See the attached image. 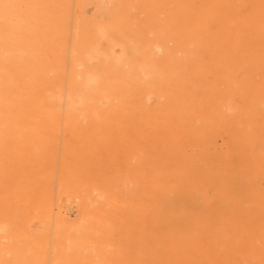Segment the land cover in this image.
<instances>
[{
    "label": "rangeland",
    "instance_id": "1",
    "mask_svg": "<svg viewBox=\"0 0 264 264\" xmlns=\"http://www.w3.org/2000/svg\"><path fill=\"white\" fill-rule=\"evenodd\" d=\"M70 1L73 3L70 2L71 4V5L69 4L70 10L68 11L69 12L72 11L71 13L73 14L70 15V13L68 12L69 16L67 15L66 22L59 26L58 28L59 31L55 35V39H53V41L51 40L49 44V46L53 50V51L50 50V52L48 53L49 55L48 57L51 58V62L53 63L52 64L53 67L51 68V70L52 69L53 70L48 75L49 76L48 79L50 80V81L48 80V83L50 84H47L48 85L47 87H49L50 85L49 87L50 90L45 85L44 86L42 85V87L38 85L39 90H40L39 92L41 93L43 91L42 95L44 96V98L47 96L45 101L47 100L49 101V102L47 101L44 103L46 107L43 106V109L45 110L48 109L47 104L49 103L50 105L49 109L50 108L53 109V112L58 117L54 125L49 126V128H47L46 130L47 133L45 134L43 133V137L47 139L49 143H51V144L48 143L50 145V148L47 145V149H44L46 151L44 154V153H39L38 151L39 149H37L36 147H35V149H37V151L35 150L36 152H34V147L32 148L27 147V148L19 149L17 146L11 144L10 142H9L10 145H8V141H7L6 144H4V148H6V150L9 151V153L7 152L6 155H10V156H5V155L4 156L7 158L8 157L10 158L8 160L6 159L5 161H4L5 157L3 156V153L6 152V150L0 151V158H1L0 165L8 173L12 174L11 178L8 177L3 180L2 179L0 180V189H1L0 198H2L0 200V207L2 205L4 206L0 208V225L6 228V236L9 237L10 239L20 237V235L21 236L24 235L23 238L26 237L25 239L34 237V240L32 241L34 244V247L36 246L35 249L39 247L38 249L40 250L37 249L35 251V249H33L34 247L32 248V246L29 245V243L27 244V242L24 243V246H26V248L28 249L27 254L29 257H35L37 260L40 261L38 264H57V263L73 264L71 261L72 259H70V255H69L71 254L70 251L77 248L81 240L83 242V239H84V245H86L85 246L86 249H88V251L89 250L91 251L92 256H94L95 254L96 255L95 257L98 258V259L93 258L91 261L87 262L88 264L90 263L91 264H105L101 262L105 261L103 259L106 257H110V255H107V253L104 254L105 252L103 251H107L108 253L111 252L110 253L111 255L114 253L113 251H115V254H116L115 256L113 255L115 257L114 260H113V256H111V260H109L110 258H106V261L109 260L106 264H205V263L206 264H264V256H263L264 254V230H263L264 229V174H262L264 173V156L259 155L261 154V146H260L261 136L256 138L259 135L257 134V130L254 129L256 128L257 125H260L261 122L264 123V111H263L264 91L262 90L264 89V79H263L264 78L263 77L264 76L263 75L264 74V66H263L264 65V60H263L264 54H262L264 53V47H263L264 46V43H263L264 42V39H263L264 38V0L263 1L235 0L236 4L240 7V20L241 21H238V23L241 25L240 29L242 31V36L245 39L244 40L245 45L244 46L242 45L241 48L238 47V49L233 50V52H231L229 47H227L226 45H222V43L217 39V35L221 33V30H222L221 25H219L217 22V19H218L217 16L220 18L222 17L220 13L221 10L215 11L214 16L217 19H214V21H209V17L202 14L206 12L208 13V11L211 10L209 7V4H211V0H199V1L198 0L197 1L195 0H171V1L165 0V2L167 1L166 4H167V8H169V11H167L168 13L167 12L161 13L163 17L161 15L157 16V14H155L156 12H159L160 10L156 6L158 3H160L161 0H157V2L155 0H118V2L116 0H112V1L109 0L111 1L109 2L111 6L113 5L112 9H111L110 4H108L107 7L104 8L103 5L98 4L94 0H78L79 2L78 4H76L77 0H70ZM81 1L83 2L84 5L81 8V12H80V7L82 6V4H80ZM237 2H240V3H237ZM248 2H251V3H248ZM257 2H260V3H257ZM244 3L246 5H244ZM190 6L193 7L192 11H191ZM91 7L92 8L95 7L97 11H94ZM179 7L182 10L178 12L176 16L173 15V12H176L177 10L180 9ZM251 7H253V9L255 10L253 11ZM257 8L260 9V11ZM72 9L74 10L75 13L73 12ZM106 10L107 12L109 11L108 13L110 17L111 16H114V17L110 18L108 14H106L107 13ZM110 10L112 11L110 12ZM113 10L116 13H113L114 12ZM79 12L81 14H79ZM192 12L194 13L193 15H192ZM257 12H261V13H257ZM101 13L103 14L104 18L100 17L102 15ZM219 13H220V16L218 15ZM184 14L185 16H183ZM70 16L71 18L69 19L68 17ZM187 16H189L188 19L186 18ZM184 17L186 19H184ZM124 20L130 23L126 24L125 26L124 24L126 22ZM259 20L260 21L263 20V22H261L262 24L260 23ZM70 21L71 23H69ZM187 21H188V24H187ZM96 23H101L103 25L106 24L108 27L110 28L112 27L115 33L121 35L122 37H124L125 40L127 39L129 43L132 44V47L134 48V52L131 56H129L126 62V64L130 67V69L126 64H125V67L123 68L124 70H127V74H125V71H123V69L117 70L118 73L117 72L116 73H111V72L105 73L104 79H103L104 83L100 87L101 88L100 90L105 95L108 94L107 96L111 100L109 104L110 106L108 105L107 107L104 108L106 115L105 116L102 115L103 117L97 120V123L95 124V126L89 127L88 121H84V120H80L83 123L82 122L81 123L78 122L75 124L69 123L70 121L72 122V120H70L69 117L65 115L66 114L65 111H66V105L68 102L67 98L69 97L74 98L76 96H79L80 94V88L77 87L78 82L74 81L72 77L70 76V74L72 75L73 73L72 64L73 62H75L74 59L76 57L79 58L84 53L83 43L87 41L89 37H92L94 30H95L94 24ZM113 23L117 26V29L119 28L118 30H116V26ZM195 24H198V25H195ZM206 24L211 29L208 26H206ZM258 24H260L261 27ZM74 25L76 26L78 25L77 28L75 26L76 30L74 29ZM200 25L201 27L204 26L203 27L204 29L202 28L203 30L199 27ZM213 25L215 28L213 27ZM256 25L257 27L258 26L259 27L257 28ZM175 26L176 28L179 27V30L176 29ZM0 27H1L0 32L5 33V35H11L12 33L15 32V30L12 29V27L2 19L0 21ZM60 27L62 28L64 27V29H61ZM91 27L93 30L90 29ZM189 27L190 28L193 27V28L190 29ZM251 27L254 29L253 31L255 32L257 30L259 31V29L262 32L259 31L260 33L259 32L253 33ZM124 28L126 31L124 30ZM78 29H79V32H78ZM208 30L211 31V33L214 32V34L212 35L211 33L209 34ZM68 31H70L71 33L69 32L70 33L69 34ZM183 31L184 33H182ZM194 31L196 33H194ZM174 32L176 34H174ZM67 33L69 37L67 36ZM159 33H163V34H159ZM246 33H249V34L247 35ZM206 34H208L209 36H207ZM64 36L67 37L66 40ZM170 36L172 37L173 40L171 39ZM253 38H255L256 40ZM62 39H64L68 43V45ZM257 40H259L260 43H258ZM70 41H73V42H70ZM172 43L175 46H173ZM65 44H66V47H65ZM256 44H259V46L258 45L256 46ZM203 45L208 46V47L211 46V47H209L210 49L205 46H204L205 48L204 47L202 48ZM215 45H218V46L215 47ZM246 45H247V50L251 48L250 49L251 52L250 50L249 51L246 50ZM70 46L71 47L73 46L75 49L77 48L76 51H79L81 47L83 48H81L82 50H80L79 53H74L71 51L73 50L75 51V49L71 48ZM190 46H192L193 49ZM63 47L66 48L65 51ZM155 47L160 48V50L163 53H160L157 56L155 55V56H151L148 58V55L152 53V50ZM254 47H257L256 49L258 53L255 52ZM3 48L4 50L10 49L5 44ZM56 48H57V51L59 50V52L54 51L56 50ZM68 48H69V51H68ZM179 48H180V51L179 50L175 51L176 49H179ZM147 49H149V51ZM181 49H183V51ZM204 49H206L207 51L205 52ZM252 49L255 53L252 51ZM192 51L193 52L195 51V52L193 53ZM218 51H221V53H218ZM226 51H230V52H226ZM242 51H244L246 55ZM246 51L249 53H247ZM80 52H83V53L80 54ZM202 52H205V53L203 54ZM213 52L214 53L216 52V53L214 54ZM222 52H225L226 54ZM183 53H186L188 55L183 54ZM228 53H231V54H228ZM51 54L54 57H56L57 55L60 56L59 58L63 62L56 63L58 56L55 59H52ZM74 54L75 55L79 54V55H76L75 57ZM193 54L195 55L193 56ZM196 54H199V56L198 55L196 56ZM229 55L230 57L234 55V57L238 60H235L232 63V61H230ZM141 57H144V58H141ZM153 57H155V59ZM199 57L203 59L201 60L199 59ZM146 59L149 61V63H147L148 61ZM7 60L8 59H6V61ZM69 60L71 62H69ZM6 61L4 60L3 65L8 69L9 63L7 62L9 60L7 62ZM202 61L204 62L202 63ZM177 63L179 64L178 66L183 67L184 65V67L179 68L176 65ZM187 63L189 65H185ZM54 64H56V66L58 64L59 65L55 67ZM61 64L63 65V67H61ZM147 65H150V66H147ZM167 65H169V67H167ZM54 67L56 69L61 67L59 69L61 70V72L58 71V69L57 71L56 69L54 70ZM133 69L135 70V72ZM144 72L147 74L146 81L147 82L150 81V82L147 83L145 81L144 82L145 90H139L136 87L137 85L136 83L133 82V80L137 81L138 83L139 80H136V79H139L140 74H143ZM56 73L57 75H60L59 78L61 79V81L60 79L57 80L58 77L57 75H55ZM60 73H62L65 77L62 76V74ZM213 73L216 75H214ZM50 74L55 75V77L51 76ZM124 75H125V78H122L124 77ZM187 75L191 77L189 76L187 77ZM221 75H224V76H221ZM259 75L261 77H259ZM219 77L221 79H219ZM246 77H247V80H246ZM223 78L225 80H223ZM51 79H53V82L51 81ZM124 79L126 81V84L124 83L125 82ZM224 81L226 83H224ZM51 82H52V86H54L53 88L51 86ZM248 82H250L251 85H247ZM107 83L108 84L110 83V84L105 85ZM192 83H194L195 86L192 85ZM229 83H230V86H229ZM118 84L119 85L121 84V86H119ZM188 84L192 86L190 85L188 86ZM205 84H208V85L206 86ZM117 85L119 87H117ZM107 86L108 87L110 86L111 88L110 87L108 88ZM112 87H113V90H112ZM229 87H231L232 89L231 91L233 95L234 96L236 95L233 98V102L229 100L230 97L226 95L228 93ZM246 87H247V90H246ZM107 88L111 92V94L116 92L114 93L115 95L114 94L111 95L110 93H108L109 91H106ZM117 88H120L119 91L117 90ZM125 88L129 90L130 92L127 91ZM172 88H174V90ZM114 89H116L117 91ZM211 90L212 91L214 90V91L211 92ZM244 90L245 92H243ZM44 91H46L48 94ZM216 91L219 92V94ZM247 91L250 92V95ZM120 93L121 94L123 93L127 96L120 95ZM181 93L185 100L182 99L181 103H179L180 105H177V104L173 105V103L172 104L169 103L163 106L165 99H168L169 96H173L174 94H181ZM211 93H213L214 96ZM116 94H119V95H116ZM221 94L224 97H222ZM53 95L55 97H52ZM10 96H9V101L10 103H13ZM57 96L59 97L57 98ZM211 96L214 97V99L218 97V99H215V101L213 100L211 101ZM241 96H244L245 98ZM83 98L87 99V104L79 107L78 110L80 112H82L85 115L86 113H90L92 112V110L97 109V107L95 108L96 103H94V100H95L94 96L92 97L84 96ZM163 98H164V101H163ZM195 98L198 101L193 102ZM118 99H121L123 103ZM156 99L158 100L159 105L157 101H155ZM130 100L131 101L134 100V102H128ZM201 100L205 103H203ZM246 100L247 102L249 101L250 104L247 103ZM113 101L115 103L118 101L119 103L117 102V104L115 105ZM229 101L235 104V105L233 104L234 107L235 106L237 107V108L236 107L233 108L234 109L233 112L235 111L236 113L237 111L239 113L238 115L240 117H238V119H237V115L235 114H232L230 118H228V116L223 117L220 115H217V116L215 115V112H216L215 109H218V107L222 108V105H223V110L221 108L219 109L221 112L224 111L225 113L226 112L225 108L227 104L229 103L231 105V102ZM58 102H60V104ZM211 102L216 106L218 104H220L221 106L218 105V107H216L212 104V108H211L212 111L208 110V107L211 105ZM223 102L225 104H223ZM251 102L253 103L257 102L260 109L251 110L252 108L251 106L253 105V103ZM129 103L130 104L133 103L131 104L132 107L131 105H129ZM154 103H157L155 104V106L157 105L155 109L152 108V107H155L153 106ZM194 103H196L197 105H195ZM88 104L90 105V107ZM160 104L162 107L160 106ZM113 105L115 107H113ZM145 105H148V106L146 107ZM200 105H202V108H205L204 109L205 111L200 107ZM118 106H119V109H118ZM158 106H160L161 108H158ZM124 107L125 109L126 108L127 109L125 110ZM128 107H129V111H127ZM142 108H145L144 111L142 110ZM134 109L136 112H134ZM170 110L171 112H169ZM111 111L113 112L116 111V112H114L113 114V112ZM158 111H160V113H158ZM177 111L179 113H177ZM195 111H197V113ZM248 111H250L249 114L247 113ZM257 111L259 112V115ZM120 112L122 113L124 112L123 116L126 115V117L125 116L123 117L122 113ZM125 112L127 113L125 114ZM167 112H169L168 113L169 115L167 114ZM164 113H166V115L162 116ZM242 113L243 115L245 114V117L244 116L241 117ZM260 113L263 115L261 118H260L261 116ZM133 114L135 117L132 116ZM131 116L133 117V121L135 120L134 122H137L140 124L143 123L144 126L142 125L143 127H141V125H137V123H134L133 121H131L130 120ZM140 116L144 117L142 118L143 120H141ZM221 117L223 120L221 119ZM125 118L128 120H126ZM253 118H255L254 120L256 121V124ZM103 119H104V122H103ZM124 119H125V122L122 121ZM162 119H164L163 121L171 120L170 121L171 123L172 122H175V123H172V126H171V123H167L168 121L161 122ZM245 119L247 122L245 121ZM129 120L131 123L129 122ZM158 120L160 121V123L158 122ZM229 120L231 121L233 125L230 122H228ZM236 120L239 122V124ZM84 122L88 124V126L85 125ZM101 122L103 123L101 124ZM126 122L128 124H126ZM157 123H159L158 125L160 126V128L162 127L164 128L160 129ZM64 124L65 125L67 124L66 125L67 127L64 126ZM146 124L147 125L150 124L148 125V128H146L147 126ZM161 124L163 126H161ZM167 124H169L170 126H168ZM234 124H237L238 126L237 125L234 126ZM78 125L81 128H77ZM243 125L245 126L244 129H246V131L245 130L243 131V128H242L244 127ZM114 126H116L117 128H115ZM236 126L239 127L240 130ZM102 127L105 129H103ZM139 127L143 128V130H141ZM180 127H182L183 129ZM101 128L103 129V132ZM113 128H114V131H113ZM213 129L217 130V132L215 131L216 132L215 134H214ZM108 130L113 131V134L112 132H108L110 133V137L108 136L109 134L107 133ZM118 130H119V133H117ZM144 130H147V131L144 133L143 132ZM161 130L164 132H161ZM229 130H231L232 132H229ZM235 130L238 132H236ZM167 132L169 134H167ZM90 133L92 134L90 135ZM226 133L228 134L227 136H230L229 138L226 136ZM253 133L257 135L255 136ZM177 135H180V136L177 137ZM102 137H103V140L105 141L107 140L106 141L107 144L105 143L103 145L102 140H100L102 139ZM118 137L119 138L121 137L122 139L120 138L121 139L120 140ZM164 137L167 140H165ZM183 138H185L186 140ZM247 138H249L250 140ZM108 140H110V142ZM155 141L158 142L157 145ZM162 142L163 144H161ZM167 142H170V143H167ZM66 144H68L69 146L71 145L72 146L69 147ZM252 144L256 145L257 147L256 146L254 147V145L252 146ZM52 145H55L56 147L55 146L53 147ZM141 146L142 147L144 146V147L140 149L139 147ZM250 146H251L250 148L251 150L249 149ZM12 147H14L15 149L17 147V151L13 149ZM51 147L54 149L49 150V149H52ZM82 147L86 149L83 150ZM244 148L245 149L248 148V151L250 150L251 152L250 153L245 152L246 150ZM254 148H257V149H254ZM28 150H30V152H27ZM67 150H69L68 156L66 155ZM70 150L71 152H73L71 153L72 155L69 154ZM81 150H83V152H81ZM141 150H144V152L142 151V154L144 153V156H141L142 158L140 157V155L142 154H140L139 156L137 154L138 152L141 153ZM154 150L156 151L154 152ZM13 151L14 153H12ZM19 151L21 152L20 156L22 159L21 160L17 158L16 159L20 163L17 161H15V163L14 162L12 163L11 161L16 156L20 158V156H18ZM54 151L57 152V156H55L56 153ZM23 152L24 154H22ZM31 152L32 154H30ZM145 152H147V155ZM246 153L247 154L249 153V156L246 155ZM1 154H2L3 159L1 157ZM52 154H55V155H52ZM135 156L137 157V160L135 159L136 158ZM256 156H258L259 158ZM48 160L50 163L47 162ZM21 161L23 163H21ZM28 161H30L29 162L31 163L30 165L28 164ZM24 162L26 163V165ZM164 162H165V165H163ZM45 163L50 167L49 169L47 166H45ZM136 164H139V165H136ZM15 166L17 167V170ZM41 167L44 169H42ZM25 168H28V169H25ZM30 168L33 170L36 169V171H38L39 173L34 172ZM150 169H152V171H150ZM51 170L53 173L51 172ZM49 171L52 174H49L50 173ZM46 174H48L50 177L49 176L47 177ZM67 175H69L70 177L68 176V178H70L74 182L78 180L79 182L78 181L77 182L79 185H82V183L86 182V183H89L88 184L89 186L86 185V183H84V185L81 186L82 189L80 190L78 188L80 186H77V185L75 186L76 182L74 183L70 179H68ZM71 176L72 177L74 176L75 180H73ZM155 177H156V181L154 179ZM191 177L192 178L194 177V179H192ZM19 179H21L20 180L21 183L19 182ZM65 181H68L66 182L69 184L68 187L65 184ZM151 181H153L154 184L153 182L151 183ZM71 182L73 183L72 184L73 186H71ZM15 183L17 184L19 183L20 184L19 188L21 187L22 190L21 189L19 191L15 190L16 186H17V189H19L18 185L17 184L15 185ZM93 183L95 185H92ZM96 183H98L97 185L99 184L101 185L97 186ZM37 184H38L39 190L38 188H36ZM105 184H107L108 187L110 185L111 187L115 185L116 188L113 187V189L114 190H116L117 188L118 189L117 191H113L111 187H110L111 189L106 188L107 186H105ZM45 185H46L47 190L51 189L50 190L51 192L48 191L50 193L46 192L47 190L45 191L43 190L44 192L41 191L43 188H45ZM152 185L154 186L157 185V187L153 188ZM47 186H51V187L47 188ZM96 186L98 188L100 187L101 189H105V190H101V189L99 190L96 188ZM101 186L102 187L104 186L105 188H102ZM151 186L152 188H149ZM5 187L6 188L8 187L9 189L7 190ZM58 187H60V191L62 190L63 187H65V189L67 188L66 192H64L65 189L63 188L64 193H59L60 191L57 190L59 189ZM25 188H26V191H25ZM71 188H73V191ZM76 188H78L79 190ZM52 189H54V191ZM23 190L25 193H23ZM78 191L80 194H78ZM16 192H19V193H16ZM33 192L38 193L36 194L37 196H33L34 198H36L35 200L37 201H35L34 198H32L31 193ZM93 192L101 196L104 195L102 197V200H100L101 201L100 205L96 198V194L95 195L92 194ZM114 192L115 193L117 192V193L115 194ZM122 192L124 193L123 195H122ZM34 193L33 195H35ZM46 193L47 195L50 194L48 196L49 197L48 199L43 198L42 196V195L47 196ZM81 193L84 196L86 194L88 195V193L90 195L88 196L86 195L88 197L87 199V197H84V196L82 197ZM66 194L68 195L66 196ZM119 194L124 196L123 197L124 199L121 197V195L117 196ZM22 195H24V197ZM249 195L250 196L252 195L254 197L250 199ZM26 197L28 198L29 202L27 201ZM104 197H106V199ZM50 198H52L53 200L52 199L50 200ZM116 199H118V201L120 202H117ZM240 199L242 202L240 201ZM47 200L48 202H50V204L59 208L58 213L63 211L61 212V217L63 221L65 220L64 221L65 223H63L64 224L63 226L65 227L66 225V227L65 228L62 227V231L63 229L66 230V228L68 230L64 232H60L61 229L54 230L52 228L50 224V218L43 215L44 208H45L44 205L45 203H48ZM59 200H60V203H59ZM103 200H105L106 202ZM4 201L6 202V205H8V202H10L12 203V206H14L13 203H15V206L9 209L8 207H12L11 204H9V206L7 207L5 206V204H3ZM90 201L93 205V208H91ZM110 203H112L111 207H109ZM113 204L117 207H114ZM18 205L20 206V208H18ZM96 205H99V207H96ZM100 206H102V208ZM32 207L36 209L38 212L36 210H33ZM117 208L120 209L119 212ZM5 209L7 211L4 214ZM18 209L20 211H18ZM94 210L95 212L98 211L97 214L94 212ZM106 211L108 213H111V215H109ZM103 215H104V218H102ZM110 218L113 220V222ZM115 219H119V220L114 221ZM168 219H171V220H168ZM34 221L37 223L39 232L30 229L31 227L30 223H35ZM73 221H74V225L76 224L77 227L82 228V229H79L76 227L77 228L76 230H78V232L76 230H73V227L71 226L73 225ZM79 221L81 224L78 223ZM90 223H91L92 228L90 227ZM107 224L109 226H107ZM93 225H94V228L97 227V229H94ZM70 226L72 227V229L70 230L72 232L75 231L76 234L72 233L69 230ZM100 227L103 229H101ZM84 229L87 231L91 229L89 232L87 231L86 232L88 234L92 233V234H89L92 236H89V235L87 236L86 235L87 233L85 232ZM82 231L85 232V234H83L84 235L83 237L87 236L86 237L87 240L86 238L80 237L78 235V233ZM35 232L36 233L38 232L37 233L38 235H36ZM57 232L62 233V235L60 236V234H58ZM93 232L95 233L93 234ZM103 233L105 236L109 234L112 236V233H113V235L116 237L115 239L114 237H110V239L112 238V241L114 242H112L108 238L110 235L107 236L106 238L103 235ZM70 234L72 235V237L70 236ZM100 234L104 236L105 238L103 239L104 242L101 241L102 237ZM259 234L261 237L259 236ZM74 235H77L78 238L73 237ZM93 236L95 239L92 238ZM60 237H61L60 239L61 241L58 240ZM92 239H94L95 241H93ZM54 240L56 242H60L61 244H57ZM255 241L257 242L259 241L258 242L259 244H257V242ZM90 246H92L93 248H91ZM139 247L142 248V250H139L140 249ZM95 248H98V249L96 250ZM121 248H123V250H121ZM254 248L256 249L258 248V249L255 250ZM94 249L96 250V252ZM167 249L168 250L171 249L172 251L170 250L168 251ZM57 250L59 254L55 253L57 252ZM120 251H123V253ZM144 251H145V254L148 256L144 255ZM255 251L258 257L256 256ZM99 252L102 253L103 255L101 254V256H99L100 255L98 254ZM230 252H231V255L233 256L228 254ZM260 252L262 255L260 254ZM139 253L143 254L145 257H143V255L140 256ZM248 253H250L249 256H247ZM149 254L153 258L150 257ZM47 255H49V257H47ZM119 255L121 256L120 258H119ZM102 256H103V259H102ZM254 257H255V260H253ZM142 258H145V259L143 260Z\"/></svg>",
    "mask_w": 264,
    "mask_h": 264
},
{
    "label": "bare ground",
    "instance_id": "2",
    "mask_svg": "<svg viewBox=\"0 0 264 264\" xmlns=\"http://www.w3.org/2000/svg\"><path fill=\"white\" fill-rule=\"evenodd\" d=\"M94 1H96L98 4H101V5H103L104 6V8L105 7H107V5L108 4H110L109 2H111V1H109V0H94ZM117 2H118V0H116ZM156 2H157V0H155ZM171 1V0H170ZM195 1H197V0H195ZM199 1V0H198ZM241 1H243V0H241ZM255 1V0H254ZM260 1H263V0H260ZM70 0H0V21H1V19L2 20H4L6 23H8L11 27H12V29H14L15 30V32L14 33H12L11 35H5V33H3V32H0V151H2V150H6V148H4V144H6V142L8 141V145H10L9 144V142L11 143V144H13V145H15V146H17L19 149H22V148H27V147H34V152H36L37 151V149H39L38 151H39V153H44L45 154V150L44 149H47V145L49 146V148H50V145L49 144H51V143H49L48 142V140L47 139H45L44 137H43V133L45 134V133H47L46 132V130H47V128H49V126H52V125H54V123L56 122V120H57V115L53 112V109H49V107H50V105H49V103L47 104V107H48V109H43V106H45L44 105V103L45 102H47V101H45L46 100V97L44 98V96L42 95V92L40 93L39 91V86H41L42 87V85L44 86H48L47 84H50V83H48V75H49V73L53 70H51V68L53 67V63L51 62V58L50 57H48L49 55H48V53L50 52V50L51 51H53L52 50V48L49 46V44H50V42H51V40L53 41V39H55V35L57 34V32L59 31V26L61 25V24H63V23H65L66 22V20H67V15L69 16V14H68V10H70L69 8V4H70ZM74 2H76V1H74ZM85 2V1H84ZM167 2V1H166ZM166 2H165V0H161L160 1V3H158L157 4V8H159L160 10H159V12H156L155 14H157V16L158 15H161V13H165V12H167V11H169V8H167V4H166ZM185 2V1H184ZM245 2V1H244ZM71 3H73V2H71ZM79 2H78V0H77V2H76V4H78ZM92 3V2H91ZM90 3V4H91ZM237 3H240V2H237ZM248 3H251V2H248ZM255 3V2H254ZM253 3V4H254ZM257 3H260V2H257ZM75 4V5H76ZM80 4H82V6L80 7V12H81V8L83 7V2L81 1V3ZM122 4V3H121ZM126 4H127V2H126ZM196 4V3H195ZM256 4V3H255ZM71 5V4H70ZM117 5V4H116ZM125 5V4H124ZM171 5V4H170ZM203 5V4H202ZM244 5H246L245 3H244ZM261 5H262V3H261ZM73 6V5H72ZM110 6H111V4H110ZM113 6V5H112ZM112 6H111V9H112ZM180 6V5H179ZM181 6H183V5H181ZM248 6V5H247ZM117 7V6H116ZM191 7V11H192V6H190ZM189 7V8H190ZM195 7V6H194ZM203 7H205V6H203ZM209 7H210V9L211 10H209L208 11V13L206 12V13H202L203 15H205V16H207V17H209V21H214V19H217V22H218V24L219 25H221V33H219L218 35H217V39L222 43V45H226L227 47H229V49H230V51L231 52H233V50H235V49H238V47H242V45L244 46L245 45V39L243 38V36H242V31H241V29H240V27H241V25L238 23V21H241L240 20V7L236 4V1L235 0H211V4H209ZM72 8V7H71ZM92 8V7H91ZM180 8V7H179ZM196 8V7H195ZM206 8H208V7H206ZM252 9H253V7H251ZM261 8V7H260ZM263 8V7H262ZM94 11H97V9L94 7V8H92ZM91 9V10H92ZM113 9H115V8H113ZM120 9V8H119ZM187 9V8H186ZM201 9H202V7H201ZM203 9H205V8H203ZM249 9V8H248ZM258 9V8H257ZM73 10V9H72ZM105 10V9H104ZM182 9L180 8L179 10H177L176 12H173V15H175L176 16V14L178 13V12H180ZM189 10V9H188ZM205 10H207V9H205ZM216 10H221V15H222V17L220 18V17H218L217 16V18L214 16L215 15V11ZM243 10V9H242ZM255 9H253V11H254ZM259 11H260V9H258ZM76 11H77V9H76ZM112 10H110V12H111ZM114 11V10H113ZM257 11V10H256ZM255 11V12H256ZM72 12V11H71ZM71 12H69L70 13V15L71 14H73V13H71ZM73 12H74V10H73ZM79 12V14H81ZM85 12V11H84ZM87 12H88V10H87ZM106 12H107V10H106ZM109 12V11H108ZM106 13V14H108V16H109V13ZM184 12H185V10H184ZM190 12V11H189ZM189 12H187V13H189ZM75 13V12H74ZM86 13V12H85ZM113 13H116L115 11L113 12ZM168 13V12H167ZM220 13L218 14L219 16H220ZM246 13V12H245ZM257 13H261V12H257ZM77 14V13H76ZM102 14V13H101ZM186 14V13H185ZM185 14L183 15V16H185ZM194 13L192 12V15H193ZM197 14V13H196ZM196 14H195V16H196ZM255 14V13H254ZM85 15V14H84ZM105 15V14H104ZM116 15V14H115ZM126 15V14H125ZM191 15V16H192ZM198 15V14H197ZM243 15V14H242ZM75 16V15H74ZM162 17H163V15H161ZM100 17H103V14L100 16ZM110 17V16H109ZM111 17H114V16H111ZM110 17V18H111ZM124 17V16H123ZM128 17H129V15H128ZM156 17V16H155ZM188 17L189 16H187L186 18L188 19ZM193 17V16H192ZM69 19L71 18V16L70 17H68ZM76 18H78V17H76ZM104 18V17H103ZM109 18V19H110ZM183 18V17H182ZM181 18V19H182ZM185 17H184V19H186ZM191 18V17H190ZM130 19V18H129ZM155 19V18H154ZM205 19V18H204ZM77 20V19H76ZM100 20V19H99ZM156 20H158V19H156ZM183 20V19H182ZM191 20V19H190ZM200 20V19H199ZM78 21H79V19H78ZM106 21V20H105ZM125 21V20H124ZM130 21V20H129ZM189 21V20H188ZM188 21H187V24H188ZM196 21H198V20H196ZM260 21V20H259ZM3 22V21H2ZM126 22V21H125ZM261 22H263V20H261L260 21V23ZM69 23H71V21L69 22ZM76 23V22H75ZM122 23V22H121ZM130 22H126L124 25L126 26V24H129ZM165 23V22H164ZM192 23V22H191ZM208 23V22H207ZM114 24V23H113ZM177 24V23H176ZM194 24V23H193ZM198 24H200V23H198ZM198 24H195V25H198ZM262 24V23H261ZM69 25V24H68ZM72 25V24H71ZM106 24H101V23H96V24H94V33H93V35H92V37H89L88 39H87V41H85L84 43H83V46H84V49H83V51H84V53L83 52H80V54L81 53H83L79 58L78 57H76V55H79V54H74L75 55V57L76 58H78V59H74L75 60V62H73V66H72V71H73V73H72V75L70 74V76L72 77V79L74 80V81H76V82H78L77 84H78V86L77 87H79L80 88V94H79V96H76V97H69V98H67L68 100V102H67V105H66V114L65 115H67V117H69V119L70 120H72V122L70 121L69 123H72V124H75V123H78V122H82V121H80V120H84V121H88V124H89V127H93V126H95V124L97 123V120L98 119H100L101 117H103V116H105L106 114V112H105V107H107L109 104H110V98H108V94L107 95H105L100 89V87L102 86V84L104 83V81H103V79H104V75H105V73H109V72H111V73H116L117 72V70H121V69H123L124 67H125V64H126V62H127V59L129 58V56H131L132 54H133V52H134V48L132 47V44H130L129 43V41L126 39H124V37H122L121 35H119V34H117V33H115V31L113 30V28L111 29L110 27H108L107 25L105 26ZM115 25V24H114ZM178 25V24H177ZM258 25H260V24H258ZM75 26L76 25H74V29L76 30V28H77V26H76V28H75ZM112 26V25H111ZM116 26V25H115ZM179 26H181V25H179ZM192 26V25H191ZM206 26H208L207 24H206ZM206 26H205V28H206ZM231 26H232V28H231ZM4 27H5V25H4ZM69 27V26H68ZM114 27V26H113ZM119 27H121V26H119ZM201 29L204 27V26H202L201 27V25L199 26ZM209 27V26H208ZM213 27H214V25H213ZM256 27H257V25H256ZM259 27V26H258ZM257 27V28H258ZM260 27H261V25H260ZM263 27V26H262ZM1 28V27H0ZM10 28V27H9ZM8 28V29H9ZM61 29H64V27L62 28V27H60ZM88 28V27H87ZM123 28V27H122ZM157 28V27H156ZM175 28H176V26H175ZM190 28V27H189ZM193 28V27H192ZM192 28H190V29H192ZM210 28V27H209ZM215 28V27H214ZM252 28V27H251ZM255 28V27H254ZM12 29H10V30H12ZM73 29V30H74ZM90 29H92V27L90 28ZM119 29V28H118ZM117 29V26H116V30H118ZM155 29V28H154ZM176 29H178L179 30V27L178 28H176ZM187 29H188V27H187ZM204 29V28H203ZM202 29V30H203ZM211 29V28H210ZM256 29V28H255ZM7 30V29H6ZM13 30V31H14ZM17 30V31H16ZM69 30V29H68ZM72 30V29H71ZM93 30V29H92ZM124 30H125V28H124ZM160 30V29H159ZM171 30H172V28H171ZM181 30V29H180ZM213 30H215V29H213ZM251 30V29H250ZM254 29L252 28V31H253ZM87 31V30H86ZM126 31V30H125ZM186 31V30H185ZM209 31V30H208ZM251 31V32H252ZM259 31H261L260 29H259ZM258 30L256 31L257 33L259 32ZM70 31H68V33H69ZM78 32H79V29H78ZM90 32V31H89ZM117 32V31H116ZM160 32V31H159ZM255 31H253V33H254ZM255 32V33H256ZM262 32V31H261ZM8 33V32H7ZM68 33H67V36L69 37V35H68ZM71 33V32H70ZM69 33V34H70ZM73 33V32H72ZM75 33V32H74ZM84 33V32H83ZM170 33H171V31H170ZM173 33V32H172ZM182 33H184V31L182 32ZM194 33H196L195 31H194ZM211 33V31H209V34ZM260 33V32H259ZM159 34H163V33H159ZM174 34H176L175 32H174ZM212 34H214V32L213 33H211V35ZM245 34V33H244ZM247 35L249 34V33H246ZM251 34V33H250ZM73 35H75V34H73ZM171 35V34H170ZM207 36H209L208 34H206ZM260 35V34H259ZM89 36V35H88ZM173 36V35H172ZM176 36V35H175ZM180 36V35H179ZM206 36V37H207ZM258 36V35H257ZM65 37V40H66V36H64ZM79 37V36H78ZM171 37V36H170ZM174 37V36H173ZM181 37V36H180ZM247 37V36H246ZM259 37V36H258ZM257 37V38H258ZM162 38V37H161ZM77 39V38H76ZM171 39H172V37H171ZM188 39V38H187ZM191 39V38H190ZM247 39V38H246ZM249 39V38H248ZM253 39H255V38H253ZM264 39V38H263ZM62 40H64V39H62ZM64 40V41H65ZM69 40V39H68ZM78 40V39H77ZM170 40V39H169ZM173 40V39H172ZM192 40V39H191ZM256 40V39H255ZM73 41H75V40H73ZM73 41H70V42H73ZM160 41V40H159ZM176 41V40H175ZM247 41V40H246ZM258 41V43H260L259 42V40H257ZM256 41V42H257ZM55 42V41H54ZM66 42V41H65ZM64 42V43H65ZM75 43V42H74ZM163 43V42H162ZM166 43H168V42H166ZM174 43V42H173ZM172 43V45L173 46H175L174 44ZM220 43V44H221ZM264 43V42H263ZM4 44L5 45H7V47L8 48H10V49H8V50H4V48H3V46H4ZM66 44L68 45V43L66 42ZM66 44H65V47H66ZM186 44V43H185ZM216 44V43H215ZM219 44V45H220ZM54 45H56V44H54ZM72 45H73V43H72ZM163 45V44H162ZM161 45V46H162ZM187 45V44H186ZM259 46V44H256V46ZM75 46V45H74ZM149 46V45H148ZM157 46V45H156ZM182 46V45H181ZM205 45H203L202 46V48L204 47ZM216 46H218V45H215V47ZM254 46H255V44H254ZM262 46V45H261ZM260 46V47H261ZM57 47V46H56ZM71 47V46H70ZM190 47H192V46H190ZM205 47H208V46H205ZM204 47V48H205ZM209 47H211V46H209ZM208 47V48H209ZM259 47V48H260ZM264 47V46H263ZM71 48H74L73 46L71 47ZM81 48H83V47H81ZM79 49V51L80 50H82V49ZM187 48V47H186ZM201 48V49H202ZM207 48V49H208ZM257 47H254V49H255V52L256 53H258V51H257V49H256ZM262 48V47H261ZM260 48V49H261ZM63 49H64V51H65V49L66 48H64L63 47ZM75 49V48H74ZM192 49H193V47H192ZM200 49V50H201ZM210 49V48H209ZM208 49V50H209ZM215 49V48H214ZM251 48H249V50H250ZM61 50V49H60ZM73 50V49H72ZM77 50V48L75 49V51L73 50V51H71V52H74V53H79V51H76ZM148 51H149V49H147ZM177 50H179L180 51V48L179 49H176L175 51H177ZM182 51H183V49H181ZM203 50V49H202ZM246 50H247V45H246ZM249 50H247V51H249ZM8 51V52H7ZM54 51H57V48H56V50H54ZM68 51H69V48H68ZM172 51V50H171ZM170 51V52H171ZM204 51L206 52L207 50L206 49H204ZM230 51H226V52H230ZM245 51V50H244ZM244 51H242V52H244ZM246 51V52H247ZM252 51H253V49H252ZM57 52H59V50L57 51ZM151 52V51H150ZM149 52V53H150ZM185 52V51H184ZM186 52H188V51H186ZM193 52V51H192ZM195 52V51H194ZM193 52V53H194ZM198 52V51H197ZM200 52V51H199ZM205 52H202L203 54L205 53ZM210 52V51H209ZM208 52V53H209ZM237 52V51H236ZM241 52V53H242ZM250 52H251V50H250ZM254 52V51H253ZM254 52V53H255ZM261 52V51H260ZM5 53H7V54H5ZM142 53V52H141ZM160 53H163L161 50H160V48H158V47H155L153 50H152V53H150L149 55H148V58L149 57H151V56H157V55H159ZM201 53V54H202ZM212 53V52H211ZM214 53V52H213ZM216 53V52H215ZM214 53V54H215ZM218 53H221V51H218ZM222 53H225V52H222ZM247 53H249V52H247ZM146 54H148V53H146ZM168 54H170V53H168ZM172 54V53H171ZM180 54V53H179ZM183 54H186V53H183ZM200 54V53H199ZM199 54H196V56L198 55L199 56ZM226 54V53H225ZM228 54H231V53H228ZM243 54V53H242ZM244 54H245V52H244ZM262 54H264V53H262ZM68 55V54H67ZM71 55H73V54H71ZM162 55V54H161ZM173 55V54H172ZM177 55V54H176ZM182 55V54H181ZM186 55H188V54H186ZM185 55V56H186ZM191 55V54H190ZM195 54H193V56H194ZM213 55V54H212ZM246 55V54H245ZM250 55H252V54H250ZM51 56H52V54H51ZM58 56V55H57ZM56 56V57H57ZM166 56V55H165ZM174 56V55H173ZM201 56V55H200ZM203 56V55H202ZM205 56V55H204ZM254 56V55H253ZM256 56V55H255ZM56 57H54V56H52V59H55ZM60 56H58V59L56 60V63L57 62H59V63H61V62H63L60 58H59ZM61 57H62V55H61ZM183 57V56H182ZM237 57V56H236ZM141 58H144V57H141ZM147 58V57H146ZM154 59H155V57H153ZM171 58H172V56H171ZM229 58H230V61H232V63L235 61V60H238V59H236L235 57H234V55H232L231 57H230V55H229ZM6 59H8L7 61H6ZM151 59V58H150ZM149 59V60H150ZM154 59H153V61H154ZM174 59H176V58H174ZM199 59H201L200 57H199ZM203 59V58H202ZM201 59V60H202ZM4 60L7 62V63H9L8 65H9V67H8V69L3 65V62H4ZM72 60V59H71ZM147 60V59H146ZM166 60V59H165ZM263 60H264V58H263ZM52 61H54V60H52ZM148 61V60H147ZM255 61V60H254ZM69 62H71L70 60H69ZM129 62V61H128ZM145 62V61H144ZM168 62V61H167ZM173 62H174V60H173ZM204 61H202V63H203ZM130 63V62H129ZM146 63V62H145ZM147 63H149V61L147 62ZM146 63V64H147ZM153 63V62H152ZM260 63V62H259ZM165 64H166V62H165ZM7 65V64H6ZM7 65V66H8ZM59 65V64H58ZM57 65V66H58ZM127 65V64H126ZM131 65V64H130ZM171 65H173V64H171ZM177 66L179 65L178 63L176 64ZM185 65H189L188 63L187 64H185ZM54 66L55 67H57L56 66V64H54ZM128 66V65H127ZM132 66V65H131ZM147 66H150V65H147ZM152 66V65H151ZM162 66H164V65H162ZM195 66V65H194ZM264 66V65H263ZM54 67V70L56 69ZM61 67H63V65L61 64ZM60 67V68H61ZM90 67V68H89ZM129 67V66H128ZM133 67H134V65H133ZM167 67H169V65H167ZM179 68L180 67H182V66H178ZM183 67H184V65H183ZM182 67V68H183ZM232 67V66H231ZM60 68H57L58 69V71H60L61 72V70H59ZM142 68H143V66H142ZM188 68V67H187ZM189 68H191V67H189ZM193 68V67H192ZM57 69H56V71H57ZM64 69V68H63ZM67 69V68H66ZM129 69H130V67H129ZM132 69V68H131ZM141 69V68H140ZM172 69V68H171ZM170 69V70H171ZM231 69V68H230ZM134 70V69H133ZM169 70V69H168ZM173 70V69H172ZM171 70V71H172ZM190 70V69H189ZM199 70V69H198ZM123 71H125V74H127V70H124L123 69ZM164 71V70H163ZM162 71V72H163ZM188 71V70H187ZM196 71H197V69H196ZM215 71H216V69H215ZM214 71V72H215ZM55 72V71H54ZM120 72V71H119ZM134 72H135V70H134ZM186 72V71H185ZM220 72V71H219ZM230 72H231V70H230ZM59 73V72H58ZM110 73V74H111ZM118 73V72H117ZM129 73V72H128ZM173 73V72H172ZM184 73V72H183ZM189 73V72H188ZM221 73V72H220ZM60 74H62V73H60ZM162 74V73H161ZM190 74H192V73H190ZM214 74V73H213ZM51 75V74H50ZM55 75H57V73L55 74ZM55 75H51V76H53V77H55ZM117 75V74H116ZM214 75H216V74H214ZM225 75V74H224ZM224 75H221V76H224ZM264 75V74H263ZM62 76H64L63 74H62ZM121 76V75H120ZM134 76V75H133ZM177 76V75H176ZM189 75H187V77H188ZM57 77H58V79L57 80H59L60 78V75H57ZM65 77V76H64ZM189 77H191V76H189ZM259 77H261L260 75H259ZM264 77V76H263ZM122 78H125V75H124V77H122ZM225 78V77H224ZM223 78V80H225ZM55 79V78H54ZM186 79V78H185ZM184 79V80H185ZM219 79H221L220 77H219ZM230 79V78H229ZM257 79V78H256ZM264 79V78H263ZM136 80H139V82L137 83V81H135V80H133V82L134 83H136V87L139 89V90H145V88H144V82L147 80V74L144 72L143 74H140V77H139V79H136ZM246 80H247V77H246ZM246 80H245V82H246ZM258 80V79H257ZM50 81V80H49ZM51 81L53 82V79H51ZM55 81V80H54ZM60 81H61V79H60ZM124 81H125V79H124ZM143 82V84H142V82ZM189 81H190V79H189ZM193 81V80H192ZM191 81V82H192ZM219 81V80H218ZM52 82H51V86H52ZM56 82H58V81H56ZM69 82V81H68ZM75 82V83H76ZM128 82V81H127ZM130 82V81H129ZM132 82V83H133ZM147 82V81H146ZM150 82V81H149ZM149 82H147V83H149ZM186 82V81H185ZM222 82V81H221ZM74 83V82H73ZM113 83V82H112ZM112 83H111V85H112ZM119 83H121V82H119ZM125 84H126V81L124 82ZM131 83V82H130ZM183 83V82H182ZM224 83H226L225 81H224ZM258 83V82H257ZM59 84V83H58ZM110 84V83H109ZM108 83L107 84H105V85H109ZM123 84V83H122ZM157 84V83H156ZM256 84V83H255ZM254 84V85H255ZM39 85V86H38ZM119 85V84H118ZM117 85V87H119V86H121V84L118 86ZM186 85H187V83H186ZM190 84H188V86H189ZM192 85H194V83H192ZM192 85H190V86H192ZM206 86L208 85V84H205ZM222 85H223V83H222ZM247 85H251V83L250 82H248V84ZM247 85H245V86H247ZM69 86V85H68ZM116 86V85H115ZM174 86V85H173ZM195 86V85H194ZM198 86V85H197ZM200 86V85H199ZM229 86H230V83H229ZM244 86V87H245ZM262 86V85H261ZM49 87H50V85H49ZM49 87H47L48 89H49ZM54 86H52V88H53ZM73 87V86H72ZM108 87V86H107ZM110 87V86H109ZM108 87V88H109ZM114 87V86H113ZM113 87H112V90H113ZM162 87V86H161ZM176 87H177V85H176ZM179 87V86H178ZM182 87V86H181ZM210 87V86H209ZM225 87V86H224ZM232 87V86H231ZM231 87H229L227 90H228V93L226 94V95H228L230 98H229V100H231L232 102H233V98L236 96H234L233 95V93H232V89H231ZM47 88H46V90H47ZM108 88L106 89V91H109L108 90ZM111 88V87H110ZM124 88V87H123ZM165 88V87H164ZM175 88V87H174ZM174 88H172L173 90H174ZM199 88H201V87H199ZM207 88V87H206ZM211 88V87H210ZM227 88V87H226ZM225 88V89H226ZM249 88V87H248ZM2 89V90H1ZM40 89H42V88H40ZM44 89V88H43ZM74 89V88H73ZM119 89L120 88H117V90L119 91ZM126 89V88H125ZM176 89V88H175ZM177 89H179V88H177ZM193 89V88H192ZM196 89V88H195ZM209 89V88H208ZM217 89V88H216ZM224 89V90H225ZM45 90V89H44ZM50 90V89H49ZM111 90V91H112ZM114 90H116V89H114ZM116 90V91H117ZM127 90V89H126ZM194 90V89H193ZM203 90H204V88H203ZM206 90V89H205ZM210 90V89H209ZM220 90V89H219ZM218 90V91H219ZM223 90V91H224ZM234 90V89H233ZM246 90H247V87H246ZM250 90V89H249ZM263 91H264V89H262ZM127 91H129V90H127ZM214 91V90H213ZM212 90H211V92H213ZM221 91V90H220ZM261 91V90H260ZM44 92H46V91H44ZM130 92V91H129ZM171 92V91H170ZM178 92V91H177ZM186 92V91H185ZM188 92H190V91H188ZM217 92V91H216ZM243 92H245V90L243 91ZM248 92V91H247ZM256 92V91H255ZM255 92H254V94H255ZM262 92V91H261ZM13 93V94H12ZM47 93V92H46ZM108 93H110L111 94V92L109 91ZM114 93H116V92H114ZM114 93H112L111 95H113ZM184 93V92H183ZM187 93V92H186ZM218 94H219V92H217ZM223 93V92H222ZM249 93V95H250V92H248ZM48 94V93H47ZM56 94V93H55ZM191 94V93H190ZM212 95H213V93H211ZM253 94V95H254ZM258 94V93H257ZM11 95V96H10ZM115 95V94H114ZM116 95H119V94H116ZM120 95H123V96H127V95H125V94H121L120 93ZM130 95V94H129ZM165 95V94H164ZM164 95H162V96H164ZM169 95H171V94H169ZM169 95H167V96H169ZM187 95V94H186ZM189 95V94H188ZM194 95V94H193ZM261 95V94H260ZM9 96H10V98H11V100L13 101V103H10V101H9ZM84 96H87V97H92V96H94V103H96V105H95V108L97 107V109H94V110H92V112H90V113H86L85 115L82 113V112H80L78 109H79V107L80 106H82V105H86L87 104V99H84L83 97ZM122 96V97H123ZM214 96V95H213ZM221 96H222V94H221ZM247 96V95H246ZM255 96H256V94H255ZM52 97H55L54 95L52 96ZM52 97H50V98H52ZM59 96H57V98H58ZM121 97V98H122ZM133 97V96H132ZM158 97V96H157ZM166 97V96H165ZM164 97V98H165ZM198 97V96H197ZM200 97H202V96H200ZM216 97V96H215ZM222 97H224V96H222ZM241 97H244V96H241ZM64 98V97H63ZM160 98V97H159ZM164 98H163V101H164ZM190 98V97H189ZM188 98V99H189ZM192 98V97H191ZM205 98V97H204ZM219 98H220V96H219ZM227 98V97H226ZM245 98V97H244ZM152 99V98H151ZM182 99H184V97L182 96V93L181 94H174L173 96H169V98L168 99H165V101H164V104H163V106H165V105H167V104H169V103H173V105H175V104H177V105H180L179 103H181V101H182ZM193 99V98H192ZM215 99H218V97L217 98H215ZM215 99H214V97H212L211 96V101L213 100V101H215ZM86 100V101H85ZM90 100V99H89ZM114 100H115V98H114ZM118 100H120L121 101V99H118ZM138 100V99H137ZM149 100V99H148ZM185 100V99H184ZM191 100V99H190ZM189 100V101H190ZM199 100H200V98H199ZM236 100H238V99H236ZM147 101V100H146ZM155 101H157V103H158V100L156 99ZM162 101V100H161ZM196 101H198V100H196V98H195V100L193 101V102H196ZM202 101V100H201ZM207 101V100H206ZM209 101H210V99H209ZM227 101H228V99H227ZM231 101H229V102H231ZM244 101H245V99H244ZM244 101H243V103H244ZM49 102V101H48ZM114 102V101H113ZM118 102V101H117ZM117 102L115 103V105L117 104ZM122 102V101H121ZM120 102V103H121ZM128 102H134V100H130V101H128ZM149 102V101H148ZM184 102V101H183ZM192 102V101H191ZM203 102V101H202ZM226 102V101H225ZM231 102V105L228 103L227 104V106H226V112L224 113V111L223 112H221L220 111V109L219 108H221V107H218V105L219 106H221L220 104H218L217 106L216 105H214L212 102H211V105L208 107V110H211L212 111V104L214 105V106H216V107H218V109H215L216 110V112H215V115L217 116V115H220V116H225V117H227L228 116V118H230L231 116H232V114H235V115H237V119H238V117H240L238 114V112L236 111V113H235V111L233 112V108H235L234 106H233V104L234 103H232ZM246 102H247V100H246ZM59 104H60V102H58ZM63 103H64V101H63ZM119 103V102H118ZM123 103V102H122ZM124 103H125V101H124ZM144 103H145V101H144ZM157 103H154L153 104V106H155V104H157ZM187 103V102H186ZM203 103H205V102H203ZM227 103V102H226ZM247 103H249V101L247 102ZM251 103H253V102H251ZM131 104H133V103H131ZM130 103H129V105H131ZM137 104V103H136ZM195 105H197L196 103H194ZM223 104H225L224 102H223ZM246 104V103H245ZM244 104V105H245ZM250 104V103H249ZM89 105V104H88ZM158 105H159V103H158ZM187 105V104H186ZM192 105V104H191ZM235 105V104H234ZM248 105V104H247ZM63 106H64V104H63ZM110 106V105H109ZM146 107L148 106V105H145ZM157 106V105H156ZM156 106L155 107H152L153 109H155L156 108ZM160 106H161V104H160ZM160 106H158V108H161ZM242 106V105H241ZM46 107V106H45ZM53 107V106H52ZM89 107H90V105H89ZM113 107H115L114 105H113ZM131 107H132V105H131ZM150 107V106H149ZM200 107L202 108V105H200ZM249 107V106H248ZM252 108H251V110L253 109V110H255V109H260V107H259V105L257 104V102L256 103H253V105L251 106ZM137 108V107H136ZM157 108V109H158ZM171 108V107H170ZM197 108V107H196ZM215 108V107H214ZM237 108V107H236ZM118 109H119V106H118ZM124 109H125V107H124ZM127 109V108H126ZM125 109V110H126ZM144 109L145 108H142V110L144 111ZM151 109V108H150ZM203 110L205 109V108H202ZM201 109V110H202ZM222 110H223V105H222V108H221ZM224 109V110H225ZM239 109H241V108H239ZM55 110V109H54ZM107 110V109H106ZM243 110H245V109H243ZM262 110V109H261ZM63 111V110H62ZM127 111H129V107H128V110ZM140 111V110H139ZM146 111V110H145ZM147 111H149V110H147ZM189 111H191V110H189ZM192 111H194V110H192ZM205 111V110H204ZM207 111V110H206ZM214 111V110H213ZM263 111H264V106H263ZM111 112H113V111H111ZM114 112H116V111H114ZM114 112H113V114H114ZM132 112V111H131ZM134 112H136L135 111V109H134ZM142 112V111H141ZM169 112H171V110L169 111ZM169 112H167V114L169 113ZM196 113H197V111H195ZM199 112H200V110H199ZM208 112V111H207ZM210 112V111H209ZM249 112L250 111H248L247 113L249 114ZM258 112V111H257ZM64 113V112H63ZM119 113V112H118ZM120 113H122V112H120ZM124 113V112H123ZM123 113H122V116H123ZM127 112H125V114H126ZM157 113V112H156ZM158 113H160V111H158ZM173 113V112H172ZM177 113H179L178 111H177ZM186 113V112H185ZM117 114V113H116ZM136 114V113H135ZM152 114H153V112H152ZM152 114H151V116H152ZM194 114V113H193ZM214 114V113H213ZM261 114V113H260ZM103 115V116H102ZM156 115V114H155ZM164 115H166V113H164L162 116H164ZM169 115V114H168ZM241 115V114H240ZM258 115H259V112H258ZM62 116H63V114H62ZM125 117H126V115H124ZM123 116V117H124ZM132 116H134V114L132 115ZM131 116V121H133V117ZM150 116V117H151ZM197 116V115H196ZM206 116V115H205ZM245 117V114L243 115V113H242V116L241 117ZM263 115L261 114V116H260V118L262 117ZM135 117V116H134ZM139 117V116H138ZM137 117V118H138ZM141 117V120H143L142 118H144V117H142V116H140ZM62 118V117H61ZM136 118V119H137ZM185 118H187V117H185ZM227 118V119H228ZM106 119V118H105ZM117 119V118H116ZM126 119V118H125ZM125 119L124 120H122L123 122H125ZM169 119V118H168ZM221 119H222V117H221ZM252 119V118H251ZM255 118H253V120H254ZM256 119H258V118H256ZM61 120V119H60ZM126 120H128V119H126ZM130 120H129V122H130ZM164 119H162L161 120V122L163 121ZM223 120V119H222ZM106 121V120H105ZM135 121V120H134ZM133 121V122H134ZM137 121V120H136ZM139 121V120H138ZM165 121H168V120H165ZM165 121H163V122H165ZM171 121V120H170ZM170 121H168L167 123H171ZM180 121H182V120H180ZM226 121V120H225ZM237 121V120H236ZM235 121V122H236ZM245 121H246V119H245ZM248 121H249V119H248ZM103 122H104V119H103ZM103 122H101V124L103 123ZM141 122V121H140ZM149 122V121H148ZM152 122V121H151ZM158 122L160 123V121L158 120ZM195 122V121H194ZM199 122V121H198ZM198 122H197V124H198ZM228 122H230L231 123V121L229 120ZM233 122V121H232ZM238 122V121H237ZM247 122V121H246ZM254 122H255V124H256V121L254 120ZM67 123V122H66ZM83 123V122H82ZM85 123V122H84ZM131 123V122H130ZM134 123H137V122H134ZM159 123H157V125L159 124ZM172 123H175V122H172ZM172 123H171V126H172ZM259 123V122H258ZM62 124V123H61ZM68 124V123H67ZM66 124V125H67ZM88 124H86L85 123V125H87L88 126ZM126 124H128L127 122H126ZM185 124H187V123H185ZM184 124V125H185ZM196 124V125H197ZM212 124H214V123H212ZM232 124V123H231ZM238 124H239V122H238ZM65 124H64V126H66ZM133 125V124H132ZM137 125H141V127H143L144 125H143V123H137ZM143 125V126H142ZM147 125V124H146ZM148 125H150V124H148ZM148 125L146 126V128H148ZM168 126H170L169 124H167ZM191 125V124H190ZM211 125V124H210ZM214 125H216V124H214ZM233 125V124H232ZM231 125V126H232ZM235 125H237V124H234V126ZM246 125V124H245ZM59 126V125H58ZM70 126V125H69ZM86 126V127H87ZM103 126V125H102ZM106 126H108V125H106ZM129 126H130V124H129ZM128 126V127H129ZM161 126H163L162 124H161ZM165 126V125H164ZM187 126V125H186ZM233 126V127H234ZM238 126V125H237ZM236 126V127H237ZM244 126V125H243ZM60 127V126H59ZM67 127V126H66ZM73 127V126H72ZM88 127V128H89ZM113 127V126H112ZM115 128H117L116 126H114ZM125 127V126H124ZM123 127V128H124ZM127 127V126H126ZM158 127L160 128V126L158 125ZM157 127V128H158ZM184 127V126H183ZM235 127V128H236ZM77 128H81L79 125H78V127ZM103 128V127H102ZM101 128V129H102ZM121 128V127H120ZM140 128V127H139ZM164 127H162V128H160V129H163ZM180 128H182V127H180ZM187 128V127H186ZM194 128V127H193ZM228 128V127H227ZM237 128H239V127H237ZM243 128V131L245 130L246 131V129H244L245 128V126L244 127H242ZM249 128V127H248ZM247 128V129H248ZM252 128V127H251ZM103 129H105V128H103ZM103 129H102V132H103ZM130 129V128H129ZM141 130H143V128H140ZM166 129H168V128H166ZM183 129V128H182ZM181 129V130H182ZM229 129H230V127H229ZM254 129H256L257 130V134L259 135V136H257L256 138H258V137H260L261 136V141H260V146H261V154H259V155H262V156H264V123L263 122H261V124L260 125H257L256 126V128H254ZM71 130H72V128H71ZM89 130V129H88ZM140 130V131H141ZM148 130V129H147ZM147 130H144L143 132L145 133ZM157 130H159V129H157ZM165 130V129H164ZM185 130V129H184ZM183 130V131H184ZM189 130V129H188ZM197 130V129H196ZM214 130V129H213ZM228 130V129H227ZM238 130V129H237ZM239 130H240V128H239ZM242 130V129H241ZM74 131V130H73ZM76 131V130H75ZM106 131V130H105ZM113 131H114V128H113ZM113 131H107V133L108 132H112V134H113ZM186 131V130H185ZM198 131V130H197ZM217 132V130H214V134ZM236 131V130H235ZM243 131H242V133H243ZM253 131V130H252ZM251 131V132H252ZM161 132H164V131H162L161 130ZM188 132V131H187ZM186 132V133H187ZM228 132V131H227ZM229 132H232L231 130H229ZM236 132H238V131H236ZM94 133V132H93ZM117 133H119V130H118V132ZM144 133H143V135H144ZM211 133V132H210ZM61 134V133H60ZM92 133H90V135H91ZM109 134V135H108ZM107 135L110 137V133H108ZM111 134V135H112ZM165 134H166V132H165ZM167 134H169L168 132H167ZM182 134V133H181ZM197 134V133H196ZM254 134V133H253ZM256 134V135H257ZM57 135V134H56ZM146 135V134H145ZM228 134L226 133V136H227ZM229 135H230V133H229ZM232 135V134H231ZM246 135H247V133H246ZM255 135V134H254ZM253 135V136H254ZM255 135V136H256ZM102 136V135H101ZM106 136V135H105ZM117 136H118V134H117ZM166 136V135H165ZM178 136H180V135H177V137ZM213 136V135H212ZM225 136V137H226ZM233 136V135H232ZM253 136H252V138H253ZM254 136V137H255ZM66 137V136H65ZM154 137V136H153ZM206 137V136H205ZM204 137V138H205ZM228 138L230 137V136H227ZM234 137V136H233ZM68 138V137H67ZM66 138V139H67ZM119 138V137H118ZM121 138V137H120ZM119 138V139H120ZM235 138V137H234ZM255 138V139H256ZM52 139V138H51ZM59 139V138H58ZM122 139V138H121ZM120 139V140H121ZM156 139H157V137H156ZM164 139H165V137H164ZM183 139H185V138H183ZM247 139H249V138H247ZM60 140V139H59ZM64 140V139H63ZM100 140H102V143H103V145L106 143L107 144V140L105 141V140H103V137H102V139H100ZM165 140H167V139H165ZM165 140H164V142H165ZM186 140V139H185ZM243 140V139H242ZM250 140V139H249ZM50 141V140H49ZM78 141V140H77ZM109 142H110V140H108ZM161 141H163V140H161ZM231 141V140H230ZM239 141H240V139H239ZM253 141V140H252ZM251 141V142H252ZM73 142V141H72ZM98 142V141H97ZM96 142V143H97ZM101 142V141H100ZM156 142V141H155ZM254 142V141H253ZM252 142V143H253ZM258 142V141H257ZM49 143V144H48ZM65 143V142H64ZM63 143V144H64ZM95 143V144H96ZM99 143V142H98ZM167 143H170V142H167ZM181 143H183V142H181ZM180 143V144H181ZM55 144H57V143H55ZM158 144V142H156V145ZM161 144H163V142L161 143ZM166 144V143H165ZM255 144V143H254ZM254 144H252V146L254 145ZM259 144V143H258ZM67 146H69L68 144H66ZM66 145H64V146H66ZM102 145V146H103ZM240 145V144H239ZM53 147L55 146V145H52ZM62 146V145H61ZM63 146V147H64ZM72 146V145H71ZM71 146H69V147H71ZM180 146V145H179ZM256 145H254V147H255ZM9 147V146H8ZM17 147H16V149L14 148V147H12L13 149H15L16 151H17ZM35 147L37 148V149H35ZM56 147V146H55ZM59 147V146H58ZM144 147V146H143ZM142 146L141 147H139L140 149L141 148H143ZM182 147V146H181ZM248 147V146H247ZM257 147V146H256ZM11 148V147H10ZM48 148V149H49ZM52 148V147H51ZM60 148V147H59ZM81 148V147H80ZM83 148V150L84 149H86V148H84V147H82ZM90 148V147H89ZM170 148H172V147H170ZM251 148V146L249 147V149ZM54 148H52V149H49V150H53ZM57 149V148H56ZM62 149V148H61ZM71 149V148H70ZM74 149V148H73ZM137 149H138V147H137ZM242 149V148H241ZM245 149V148H244ZM253 149V148H252ZM254 149H257V148H254ZM10 150V149H9ZM36 150V151H35ZM83 150H81V152H83ZM87 150H88V148H87ZM246 151L245 152H251L250 150L248 151V148L247 149H245ZM260 150V149H259ZM68 151L69 150H67L66 152H67V156H68ZM86 151V150H85ZM142 151L144 152V150H141V153H139L138 151V156L140 155V154H142ZM147 151V150H146ZM156 150H154V152H155ZM163 151V150H162ZM9 153V151H7L6 150V152H4L3 153V156L5 155V156H10V155H6V153ZM27 152H30V150H28ZM33 152V153H34ZM55 152V151H54ZM64 152V151H63ZM62 152V153H63ZM75 152V151H74ZM80 152V151H79ZM78 152V153H79ZM80 152V153H81ZM166 152V151H165ZM12 153H14V151L12 152ZM20 151H19V155L18 156H20ZM50 153H51V151H50ZM56 153V155L55 154H52V155H55V156H57V152H55ZM65 153V152H64ZM71 153H73V152H71V150H70V153L69 154H71ZM85 153V152H84ZM107 153V152H106ZM135 153V154H136ZM146 153V155H147V152H145ZM249 153L247 154L246 153V155H248L249 156ZM22 154H24V152L22 153ZM30 154H32V152L30 153ZM77 154V153H76ZM170 154V153H169ZM252 154V153H251ZM37 155V154H36ZM72 155V154H71ZM224 155V154H223ZM4 156V157H5ZM23 156V155H22ZM26 156V155H25ZM31 156V155H30ZM55 156H54V158H55ZM141 156H144V153L142 154V155H140V157ZM251 156V155H250ZM1 157H2V154H1ZM12 157V156H11ZM15 157V156H14ZM13 157V158H14ZM136 157V156H135ZM159 157V156H158ZM256 157H258V156H256ZM10 157H5L4 158V161L7 159H9ZM12 158V159H13ZM22 159L21 158V156H20V158L19 157H15L11 162L13 163H15V161H17V159ZM25 158V157H24ZM23 158V159H24ZM27 158V157H26ZM49 158V157H48ZM53 158V159H54ZM142 158V157H141ZM160 158V157H159ZM259 158V157H258ZM1 159V158H0ZM2 159H3V157H2ZM31 159V158H30ZM37 159V158H36ZM39 159V158H38ZM136 160H137V157L135 158ZM146 159V158H145ZM51 160H52V158H51ZM158 160V159H157ZM46 161V160H45ZM55 161H56V159H55ZM171 161V160H170ZM249 161V160H248ZM2 162V161H1ZM7 162V161H6ZM17 162H19V161H17ZM26 162V161H25ZM24 162V163H25ZM30 161H28V164L30 165L31 163H29ZM32 162V161H31ZM48 163H50L49 162V160L47 161ZM169 162V161H168ZM191 162V161H190ZM20 163V162H19ZM18 163V164H19ZM21 163H23L22 161H21ZM6 164V163H5ZM143 164H144V162H143ZM163 164V163H162ZM11 165V164H10ZM12 165H14V164H12ZM20 165V164H19ZM25 165H26V163H25ZM136 165H139V164H136ZM141 165V164H140ZM157 165V164H156ZM163 165H165V162H164V164ZM163 165H161V166H163ZM243 165V164H242ZM35 166V165H34ZM45 166H47L48 167V169L50 168L46 163H45ZM51 166V165H50ZM145 166V165H144ZM153 166V165H152ZM191 166V165H190ZM16 167V166H15ZM29 167V166H28ZM40 167V166H39ZM47 167H45V168H47ZM154 167V166H153ZM212 167V166H211ZM11 168V167H10ZM19 168V167H18ZM33 168V167H32ZM36 168V167H35ZM42 168V167H41ZM152 168V167H151ZM181 168V167H180ZM205 168V167H204ZM25 169H28V168H25ZM31 169V168H30ZM42 169H44V168H42ZM141 169V168H140ZM160 169V168H159ZM190 169V168H189ZM16 170H17V167H16ZM31 170H33V169H31ZM46 170V169H45ZM63 170V169H62ZM30 171V170H29ZM34 172H38V171H36V169L35 170H33ZM150 171H152V169H150ZM209 171H211V170H209ZM43 172H45V171H43ZM47 172H48V170H47ZM47 172H45V173H47ZM50 172V171H49ZM51 172H52V170H51ZM49 173V174H52V173ZM15 173V172H14ZM39 173V172H38ZM63 173V172H62ZM44 174V173H43ZM154 174V173H153ZM159 174H160V172H159ZM212 174H213V172H212ZM259 174V173H258ZM262 174H264V173H262ZM41 175V174H40ZM47 175V177L49 176L48 174H46ZM162 175V174H161ZM160 175V176H161ZM43 176V175H42ZM65 176V175H64ZM68 176L69 175H67V178H68ZM8 177H12V174H10V173H8L6 170H4L3 169V167L0 165V180L2 179H5V178H8ZM44 177V176H43ZM50 177V176H49ZM53 177H54V175H53ZM62 177V176H61ZM70 177V176H69ZM92 177V176H91ZM101 177V176H100ZM159 177V176H158ZM157 177V178H158ZM39 178V177H38ZM52 178V177H51ZM65 178V177H64ZM71 178L73 179V180H75L74 178V176L72 177L71 176ZM192 178V177H191ZM261 178H262V176H261ZM260 178V179H261ZM46 179V178H45ZM68 179H70V178H68ZM155 179V181H156V177L154 178ZM153 179V180H154ZM192 179H194V177L192 178ZM20 180L21 179H19V182H20ZM50 180V179H49ZM61 180V179H60ZM59 180V181H60ZM66 180V179H65ZM71 180V179H70ZM263 180V179H262ZM44 181V180H43ZM62 181V180H61ZM64 181V180H63ZM72 181V180H71ZM78 181V180H77ZM77 181H72V182H74L75 183V186L77 185V186H82V185H84V183H86V182H84V183H82V185H79L78 184V182ZM192 181V180H191ZM66 182H68V181H65V184L67 185V187H68V183H66ZM71 182V186H73L72 183ZM146 182V181H145ZM153 181H151V183H152ZM21 183V182H20ZM51 183V182H50ZM54 183V182H53ZM52 183V184H53ZM101 183V182H100ZM114 183V182H113ZM149 183V182H148ZM166 183V182H165ZM194 183V182H193ZM14 184V183H13ZM12 184V185H13ZM17 183H15V185H16ZM39 184V183H38ZM38 184H37V187L36 188H38V190H39V187H38ZM48 184V183H47ZM64 184V185H65ZM81 184V183H80ZM89 183H86V185H88ZM98 183H96V185H97ZM102 184V183H101ZM101 184H99V185H97V186H100ZM153 184H154V182H153ZM12 185H11V187H12ZM18 185V188H19V183L17 184ZM32 185V184H31ZM42 185V184H41ZM40 185V186H41ZM44 185V184H43ZM49 185H51V184H49ZM59 185V184H58ZM61 185V184H60ZM64 185H62V186H64ZM92 185H95L94 183L92 184ZM104 185V184H103ZM14 186V185H13ZM24 186V185H23ZM23 186H22V188H23ZM70 186V187H71ZM89 186V185H88ZM96 186V188L97 189H101L100 187L98 188ZM105 186H107L106 188H110L111 187V185L108 187V185L107 184H105ZM153 186V188H156L157 187V185H152ZM152 186L151 187H149V188H152ZM15 187V186H14ZM42 187V186H41ZM50 188L51 186H47V188ZM80 187H78L80 190L82 189V187L80 188ZM85 187V186H84ZM87 187V186H86ZM102 187V186H101ZM113 187H115V185L113 186ZM113 187H111L112 189H113ZM194 187V186H193ZM6 188V187H5ZM31 188V187H30ZM36 188H35V190H36ZM56 188V187H55ZM59 189H57V190H59L60 191V187H58ZM62 188V187H61ZM64 189H65V187H63ZM63 188H62V190L59 192V193H64V192H66V189L64 190V192H63ZM73 188H75V187H73ZM73 188H71L72 189V191H73ZM78 188H76V189H78ZM95 188V189H96ZM102 188H105L104 186L102 187ZM110 188V189H111ZM116 188V187H115ZM7 190L9 189L8 187L6 188ZM12 189V188H11ZM21 189V187L19 188V189H17V186H16V189L15 190H17V191H19ZM41 189V188H40ZM70 189V188H69ZM68 189V190H69ZM75 189V190H76ZM78 189V190H79ZM118 189V188H117ZM117 189L116 190H114L113 189V191H117ZM1 190V189H0ZM3 190V189H2ZM5 190V189H4ZM22 190V189H21ZM45 191V190H47L46 189V185H45V188H43L41 191ZM51 190V189H50ZM50 190H47L46 192H48V191H50ZM53 191H54V189H52ZM85 190V189H84ZM101 190H105V189H101ZM120 190V189H119ZM14 191V190H13ZM25 191H26V188H25ZM30 191V190H29ZM43 191V192H44ZM70 191V190H69ZM97 191V190H96ZM194 191V190H193ZM197 191V190H196ZM37 192H39V191H37ZM43 192H42V194H43ZM51 192V191H50ZM50 192H48V193H50ZM68 192V191H67ZM124 192V191H123ZM122 192V195L124 194ZM168 192V191H167ZM239 192V191H238ZM242 192V191H241ZM4 193V192H3ZM8 193V192H7ZM16 193H19V192H16ZM23 193H25L24 192V190H23ZM34 193V192H33ZM33 193H31L32 194V198H34L33 196H37L36 194H38V193H34L35 195H33ZM39 193H41V192H39ZM76 193V192H75ZM90 193V192H89ZM88 193V195H90ZM115 193V192H114ZM117 193V192H116ZM115 193V194H116ZM196 193V192H195ZM5 194H6V192H5ZM30 194V195H31ZM78 194H80L79 193V191H78ZM93 195H95L96 194V198H97V200H98V203H99V205H100V203H101V201L100 200H102V197L104 196L103 194V196H101V195H99V194H97V193H92ZM168 194V193H167ZM192 194V193H191ZM14 195V194H13ZM17 195V194H16ZM46 195H47V193H46ZM50 195V194H49ZM49 195H47V196H44V195H42L43 196V198H46V199H48L49 197ZM68 194H66V196H67ZM81 195H82V193H81ZM87 195V194H86ZM84 196V195H82V197L84 196V197H87V196ZM121 194H119V195H117V196H120ZM121 195V197L123 198L124 196H122ZM182 195V194H181ZM186 195V194H185ZM247 195H248V193H247ZM23 197H24V195H22ZM26 196V195H25ZM28 196V195H27ZM55 196V195H54ZM250 196V195H249ZM18 197H20V196H18ZM22 197V198H23ZM29 197V196H28ZM91 197V196H90ZM252 197H254V196H250V199L252 198ZM256 197V196H255ZM27 198V197H26ZM25 198V199H26ZM31 198V197H30ZM92 198V197H91ZM105 199H106V197H104ZM103 198V199H104ZM118 198V197H117ZM2 198H0V200H1ZM5 199V198H4ZM36 198H34V200H35ZM52 198H50V200H51ZM87 199H88V197H87ZM95 199V198H94ZM124 199V198H123ZM188 199V198H187ZM229 199V198H228ZM234 199V198H233ZM33 200V199H32ZM33 200V201H34ZM53 200V199H52ZM57 200V199H56ZM96 200V199H95ZM109 200V199H108ZM194 200V199H193ZM193 200H191V201H193ZM196 200V199H195ZM238 200V199H237ZM255 200H256V198H255ZM27 201H28V198H27ZM35 201H37V200H35ZM103 201H105V200H103ZM111 201V200H110ZM116 201L117 202H120V201H118V199H116ZM189 201H190V199H189ZM229 201V200H228ZM240 201H241V199H240ZM244 201V200H243ZM253 201V200H252ZM252 201H250V202H252ZM29 202V201H28ZM39 202V201H38ZM44 202V201H43ZM47 202H48V200H47ZM54 202V201H53ZM87 202V201H86ZM89 202V201H88ZM106 202V201H105ZM104 202V203H105ZM206 202V201H205ZM242 202V201H241ZM32 203V202H31ZM34 203V202H33ZM59 203H60V200H59ZM191 203V202H190ZM3 204H5V206H9V204H11V206H12V203H10V202H8V205H6V202L4 201V203ZM30 204V203H29ZM35 204V203H34ZM33 204V205H34ZM70 204V203H69ZM251 204H253V203H251ZM13 205L15 206V203H13ZM42 205V204H41ZM79 205V204H78ZM90 205H91V208H93V205H92V203H91V201H90ZM89 205V206H90ZM99 205H96V207H99ZM106 205V204H105ZM111 205H112V203H110L109 204V207H111ZM114 205V204H113ZM142 205H144V204H142ZM197 205V204H196ZM201 205V204H200ZM236 205H237V203H236ZM242 205V204H241ZM14 206H12V207H8L9 209L10 208H13ZM29 206H31V205H29ZM45 208H44V213H43V215L44 216H46V217H48V218H50V224H51V226H52V228L54 229V230H60L61 229V231L60 232H64V231H66V230H68L67 228H66V230H64L63 229V231H62V227H64L63 225V223H65L64 221H63V219H62V217H61V212H63V211H61V212H59L58 213V211H59V208H57L56 206H53L52 204H50V202H48V203H45ZM108 206V205H107ZM139 206V205H138ZM141 206V205H140ZM154 206V205H153ZM192 206V205H191ZM205 206V205H204ZM1 207H4L3 205L1 206ZM0 207V208H1ZM27 207V206H26ZM63 207V206H62ZM94 207H95V205H94ZM101 208H102V206H100ZM114 207H117V206H115L114 205ZM155 207V206H154ZM16 208H17V206H16ZM18 208H20V206L18 205ZM42 208V207H41ZM106 208V207H105ZM143 208V207H142ZM15 209V208H14ZM13 209V210H14ZM32 209L33 210H36V209H34L33 207H32ZM64 209H66V208H64ZM63 209V210H64ZM118 209V208H117ZM135 209H136V207H135ZM89 210V209H88ZM107 210V209H106ZM119 210L120 209H118V212H119ZM123 210V209H122ZM7 210L5 209V211H4V214H5V212H6ZM18 211H20L19 209H18ZM37 211V210H36ZM108 211V210H107ZM106 211V212H107ZM38 212V211H37ZM86 212V211H85ZM93 212V211H92ZM94 212H95V210H94ZM97 212L98 211H96L95 213L97 214ZM121 212H123V211H121ZM160 212V211H159ZM108 213V212H107ZM117 213V212H116ZM115 213V214H116ZM67 214V213H66ZM109 215H111V213H108ZM115 214H113V215H115ZM119 214V213H118ZM19 215H21V214H19ZM121 215V214H120ZM63 216V215H62ZM17 217V216H16ZM35 217V216H34ZM87 217V216H86ZM99 217V216H98ZM120 217V216H119ZM122 217H123V215H122ZM179 217V216H178ZM221 217V216H220ZM18 218V217H17ZM102 218H104V215L102 216ZM223 218V217H222ZM24 219V218H23ZM78 219H80V218H78ZM111 219V218H110ZM114 219V218H113ZM181 219V218H180ZM179 219V220H180ZM30 220V219H29ZM103 220V219H102ZM112 220V219H111ZM117 220H119V219H115L114 221H117ZM168 220H171V219H168ZM99 221V220H98ZM97 221V222H98ZM135 221V220H134ZM175 221H177V220H175ZM4 222V221H3ZM35 222V221H34ZM83 222V221H82ZM100 222H101V220H100ZM103 222V221H102ZM112 222H113V220H112ZM163 222V221H162ZM2 223V222H1ZM79 224H81L80 223V221L78 222ZM110 223V222H109ZM108 223V224H109ZM180 223V222H179ZM229 223V222H228ZM49 224V223H48ZM100 224H102V223H100ZM107 224V226H109ZM116 224V223H115ZM168 224V223H167ZM70 225H71V223H70ZM83 225V224H82ZM117 225V224H116ZM31 226V227H30ZM30 229H32V230H34V231H38L39 232V228L37 227V223L35 222V223H30ZM72 227H73V230H76L77 228H79V229H82V228H80V227H77L76 226V224L74 225V221H73V225H71ZM70 226V227H71ZM88 226V225H87ZM115 226V225H114ZM65 227H66V225H65ZM64 227V228H65ZM69 227V230L70 229H72V227L70 228ZM77 227V228H76ZM84 227H86V226H84ZM90 227L92 228V226H91V223H90ZM111 227V226H110ZM116 227V226H115ZM93 228H94V225H93ZM101 228V227H100ZM117 228V227H116ZM43 229H45V228H43ZM94 229H97V227H95ZM98 229H99V227H98ZM101 229H103V228H101ZM115 229V228H114ZM152 229V228H151ZM54 230H53V232H54ZM85 230V229H84ZM83 230V231H84ZM91 230V229H90ZM89 230V231H90ZM116 230V229H115ZM153 230V229H152ZM264 230V229H263ZM27 231V230H26ZM31 231V230H30ZM42 231V230H41ZM43 231H45V230H43ZM71 231V230H70ZM77 232H78V230H76ZM80 231V230H79ZM80 232V233H78V235L80 236V237H83L84 235L83 234H85V232L87 231V230H85V232ZM89 231H87V232H89ZM108 231V230H107ZM111 231V230H110ZM157 231V230H156ZM228 231V230H227ZM262 231V230H261ZM37 232V233H38ZM47 232H49V231H47ZM72 232V231H71ZM86 232V233H87ZM92 232V231H91ZM101 232H102V230H101ZM112 232V231H111ZM36 233V232H35ZM36 233V235H38ZM51 233V232H50ZM58 234H60V236L62 235V233H59V232H57ZM72 233H75L76 234V232L74 231V232H72ZM95 232H93V234H94ZM154 233V232H153ZM232 233V232H231ZM48 234V233H47ZM46 234V235H47ZM89 234H92V233H89ZM88 233L86 234L87 236L89 235ZM115 234V233H114ZM152 234V233H151ZM10 235V234H9ZM30 235V234H29ZM101 235V241H103V239H105L104 238V233H103V235L102 234H100ZM99 235V236H100ZM110 235V234H109ZM109 235H107V236H109ZM116 235V234H115ZM257 235V234H256ZM23 236L24 235H20V237H16V238H13V239H10L9 237H7L6 236V228L4 227V226H2V225H0V264H38L40 261L39 260H37L35 257H29L28 256V254H27V251H28V249L26 248V246H24V243H26L27 242V244L29 243V245H31L32 246V248L34 247V244H33V240H34V237H31V238H29V239H25V238H23ZM25 236H27V235H25ZM44 236V235H43ZM57 236V235H56ZM70 236L72 237V235L70 234ZM86 236V237H87ZM89 236H92V235H89ZM107 236H105L106 238H107ZM126 236V235H125ZM201 236V235H200ZM259 236H260V234H259ZM73 237H77L78 238V236L77 235H74ZM79 237V238H80ZM86 237H83V238H86ZM110 237H114V239H115V237L116 236H114L113 235V233H112V236L110 235L108 238L110 239ZM261 237V236H260ZM39 238V237H38ZM92 238H94V236L92 237ZM128 238V237H127ZM255 238H257V237H255ZM61 239V237L58 239V240H60ZM82 239V238H81ZM80 239V240H81ZM91 239V238H90ZM95 239V238H94ZM94 239H92L93 241H95ZM97 239V238H96ZM113 239V240H114ZM259 239V238H258ZM56 240V239H55ZM54 240V241H55ZM86 240H87V238H86ZM111 241H112V238L110 239ZM152 240V239H151ZM262 240V239H261ZM45 241V240H44ZM61 241V240H60ZM108 241V240H107ZM133 241V240H132ZM246 241V240H245ZM56 242V241H55ZM86 242V241H85ZM104 242V241H103ZM112 242H114V241H112ZM111 242V243H112ZM254 242V241H253ZM255 242H257V241H255ZM259 242V241H258ZM257 242V244H259ZM50 243V242H49ZM57 244H61L60 242H56ZM83 243V244H82ZM119 243V242H118ZM118 243H116V244H118ZM127 243V242H126ZM233 243V242H232ZM263 243V242H262ZM113 244V243H112ZM131 244V243H130ZM50 245V244H49ZM68 245V244H67ZM74 245V244H73ZM108 245V244H107ZM120 245V244H119ZM119 245H117V246H119ZM157 245H159V244H157ZM28 246V245H27ZM52 246V245H51ZM75 246V245H74ZM73 246V247H74ZM86 245H84V239H83V242H82V240H81V242L78 244V246H77V248H75L74 250H72V251H70L71 252V254H69L70 255V259H72L71 261H72V263L73 264H88L87 262H89V261H91L93 258L94 259H98V258H96L95 256V252H96V250L98 249V248H95L94 250H95V252L93 253L94 254V256H92V253H91V251L89 250L88 251V249H86V247H85ZM104 246V245H103ZM109 246V245H108ZM116 246V245H115ZM122 246V245H121ZM154 246V245H153ZM170 246V245H169ZM258 246H260V245H258ZM36 247V246H35ZM35 247L33 248V249H35ZM38 247V246H37ZM53 247V246H52ZM64 247H65V245H64ZM70 247V246H69ZM91 248H93L92 246H90ZM113 247H114V245H113ZM123 247V246H122ZM39 248V247H38ZM38 248H36L35 249V251L38 249ZM87 248H89V247H87ZM140 248V247H139ZM170 248V247H169ZM108 249V248H107ZM113 249V248H112ZM191 249V248H190ZM255 250H257L256 248H254ZM38 250H40V249H38ZM47 250V249H46ZM92 250V249H91ZM110 250V249H109ZM117 250V249H116ZM121 250H123V248H121ZM139 250H142V248H140ZM144 250V249H143ZM168 250V249H167ZM170 251H172L171 249H169ZM168 250V251H169ZM188 250V249H187ZM263 250V249H262ZM55 251V250H54ZM99 251V250H98ZM41 252V251H40ZM47 252V251H46ZM69 252V253H70ZM93 252V251H92ZM103 252H105L104 254H106L107 253V255H110V257H106V258H110L109 260H111V256H115L116 254H115V251H113L114 253L111 255L110 253H108L107 251H103ZM120 252H122L123 253V251H120ZM167 252V251H166ZM247 252V251H246ZM30 253V252H29ZM55 253H58V250H57V252H55ZM168 253V252H167ZM196 253V252H195ZM254 253V252H253ZM255 253H256V251H255ZM254 253V254H255ZM38 254V253H37ZM43 254V253H42ZM59 254V253H58ZM98 254H100L99 256H101V254L102 253H98ZM140 254V256L141 255H143V254H141V253H139ZM138 254V255H139ZM228 254H230L231 255V252L230 253H228ZM252 254V253H251ZM253 254V255H254ZM260 254H261V252H260ZM52 255V254H51ZM103 255V254H102ZM120 255H121V253H120ZM119 255V258L121 257ZM123 255V254H122ZM137 255V256H138ZM144 255H146L145 254V251H144ZM143 255V257H145ZM250 255V253H248L247 254V256H249ZM262 255V254H261ZM31 256V255H30ZM61 256V255H60ZM113 256V260L115 259V257ZM139 256V257H140ZM146 256H148V255H146ZM149 256L150 257H152L150 254H149ZM231 256H233V255H231ZM255 256V255H254ZM256 256L258 257V255H257V253H256ZM255 256V257H256ZM263 256H264V254H263ZM37 257V256H36ZM47 257H49V255H47ZM205 257V256H204ZM230 257V256H229ZM251 257V256H250ZM255 257H254V259L253 260H255ZM106 258H104L103 259V256H102V259L103 260H105V261H102L101 263H107L108 261H106ZM123 258V257H122ZM148 258V257H147ZM153 258V257H152ZM172 258H174V257H172ZM263 258V257H262ZM45 259V258H44ZM47 259V258H46ZM49 259V258H48ZM51 259V258H50ZM101 259V260H102ZM143 260L145 259V258H142ZM120 260V259H119ZM122 260V259H121ZM252 260V259H251ZM117 261V260H116ZM123 261V260H122ZM111 262V261H110ZM112 263H113V261H112ZM251 263V262H250ZM57 264H59V263H57ZM91 264V263H90ZM206 264V263H205Z\"/></svg>",
    "mask_w": 264,
    "mask_h": 264
}]
</instances>
